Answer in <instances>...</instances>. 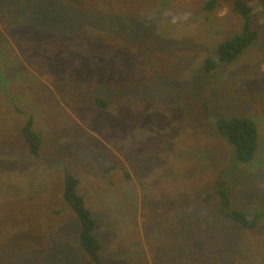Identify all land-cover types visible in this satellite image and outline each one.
Returning <instances> with one entry per match:
<instances>
[{
	"label": "rangeland",
	"instance_id": "374dc122",
	"mask_svg": "<svg viewBox=\"0 0 264 264\" xmlns=\"http://www.w3.org/2000/svg\"><path fill=\"white\" fill-rule=\"evenodd\" d=\"M206 1L0 0V264H91L67 171L100 264H264V216L230 219L264 211V0H242L257 38L212 70L243 18ZM235 116L257 125L247 163L215 125Z\"/></svg>",
	"mask_w": 264,
	"mask_h": 264
},
{
	"label": "trees",
	"instance_id": "16d2710c",
	"mask_svg": "<svg viewBox=\"0 0 264 264\" xmlns=\"http://www.w3.org/2000/svg\"><path fill=\"white\" fill-rule=\"evenodd\" d=\"M215 0H207L204 3V9L209 11L213 9ZM234 10L243 18L242 30L240 33L230 36L220 42L216 47V59L207 57L203 64L205 69L212 70L218 63H231L246 47L251 45L257 38V31L252 27L251 7L242 0H234ZM100 106L106 103L100 99L97 100ZM215 125L221 135L226 137L232 143L236 150V158L241 163L250 162L257 150V125L255 121L247 117H220L215 120ZM21 134L24 141L29 146L32 155H37L40 149L41 138L33 129V118L27 116L24 125L21 127ZM77 179L70 172L64 173L63 198L75 212L80 224L79 234L80 244L89 257L91 264H100L99 251L101 243L94 234L97 227L95 218L91 211L85 205L83 195L76 191ZM218 192L222 198V204L230 208V199L228 197V188L221 187ZM264 216V211L256 213L249 217L241 210H232L230 219L235 223L245 227H255L259 219Z\"/></svg>",
	"mask_w": 264,
	"mask_h": 264
}]
</instances>
